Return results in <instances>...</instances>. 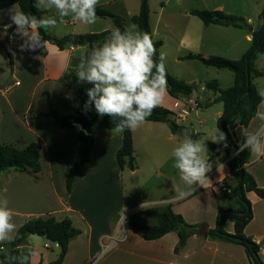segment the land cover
I'll list each match as a JSON object with an SVG mask.
<instances>
[{
  "label": "crops",
  "instance_id": "0c3cea01",
  "mask_svg": "<svg viewBox=\"0 0 264 264\" xmlns=\"http://www.w3.org/2000/svg\"><path fill=\"white\" fill-rule=\"evenodd\" d=\"M118 1L121 0H100L97 8L106 10L104 8H110ZM11 7L0 11V143L18 149H24L31 143L40 144L41 171L20 174L8 170L0 173V199L6 198L9 201L8 207L13 212L12 222L16 225V230L10 234V239L0 243V255L4 256L3 259L0 258V264H10L9 243L13 240L17 229L29 219L47 216L56 220L68 218L73 227L80 231V234L69 242L60 264H86L90 257L101 254L96 264H256L243 246L206 235L208 230L216 227L218 207L227 211L234 210L236 207L232 202H223V207L219 204L215 205L209 217L201 221L204 223L201 234L190 236L177 252H175L178 245L176 232L154 241H145L126 231L123 222L121 223V219L128 217L129 212L124 211L129 206L125 203L122 192L124 170H121L116 162V153L122 144V133L111 135V131L106 130H99L96 133L89 162L84 166L82 176L77 177L71 190L67 191V174L77 156V132L61 129L51 117L38 119L37 116L48 113L50 106L53 110H62L66 114H76L79 99L70 92L72 90L67 87V81L72 73H75L79 57L89 51V48L68 44L60 50L47 43L46 49H43L44 56L38 54L39 48L35 51H22L20 45L23 40L16 34V29H12L14 24L9 18ZM207 8H210L207 9L210 11L218 10L242 17L251 30L256 31L262 24L258 16L264 8V0H216ZM124 9L125 7H122L121 10ZM39 10L42 11L43 17L49 16L51 12ZM190 12L182 14L184 17L197 19L199 23L195 20L190 22L183 31L180 44L193 55L209 60L225 58L227 62L237 64L250 46L251 35L244 29L204 26ZM101 18L103 17L97 15L96 22ZM57 20L56 27L46 30V33L58 39L115 29L113 23L110 28V26L98 27L96 22L92 25H83L71 17H65L63 20L57 17ZM59 23L71 25L72 30H64L59 27ZM76 23L79 24V28ZM85 28L86 31H82ZM152 35L154 36L153 32ZM6 41L7 47L4 46ZM6 50L11 52L12 65L9 64ZM259 64L264 66V59L257 56L256 71L264 74V67H260ZM256 91L259 92L257 87ZM84 92L87 93V90ZM51 98L57 101L54 102ZM176 102L178 100L171 98L165 90L159 107L179 110L185 103ZM221 114L222 112L219 113V117ZM149 123H143L135 131H131L134 155L136 142L142 138L143 133L151 129H164L161 126L165 125L164 123ZM260 123L254 117L249 125L251 127L255 124L257 130ZM249 125L247 128H236V145L243 138V132H250ZM144 126L147 128L143 129ZM166 133L167 139L175 137L169 129ZM217 159H221V163L207 174L210 184L206 188L203 186L200 188L203 191H200L201 197L208 193L215 198L222 197L223 194L218 195L216 192V189H219L218 184L231 183L229 184L231 187L235 185L228 173L226 167L228 160L225 155L221 154L209 160L213 163ZM244 168H249V174L254 178L257 186L264 188V157L256 161L250 155L249 162ZM221 171L223 174L214 179V176ZM197 187L194 185L193 192L189 188L185 192L192 197L196 194ZM178 198L182 200L184 197L177 195L166 202H176ZM246 198L251 205L252 219L244 229V236L256 245L258 256L262 259L264 258V198H259L253 192L246 193ZM176 214L183 216L178 212ZM229 223L225 225L224 232L233 234V224L230 221ZM193 224L197 222L193 221ZM18 249L20 256L29 257L26 264H52L59 254V247L56 244L37 235H29Z\"/></svg>",
  "mask_w": 264,
  "mask_h": 264
},
{
  "label": "trees",
  "instance_id": "16d2710c",
  "mask_svg": "<svg viewBox=\"0 0 264 264\" xmlns=\"http://www.w3.org/2000/svg\"><path fill=\"white\" fill-rule=\"evenodd\" d=\"M35 0H0V11L7 9L13 5L18 6L25 13L43 17L42 11L34 6ZM97 15L112 20L115 28L121 31L125 29L126 19L121 16L112 14L106 10L96 9ZM190 14L198 18L204 26H221L245 29L251 35V46L249 50L240 58L237 64L205 59L199 55L189 54L182 60H197L204 66L214 67L217 69H227L233 73V83L227 89H220L214 81L205 84L206 88L213 91L215 98L213 103H222L223 112L217 121V127L226 134L227 147L222 142L219 145L209 143L208 148L213 157L221 154L225 155L228 160L226 167L231 177L235 178V188L232 193L237 208L232 210L231 214H226L227 210L218 207V214L215 229L208 230L206 235L210 238H218L224 241L241 245L245 248L248 255L256 264H262L261 258L258 256L256 245L244 236V229L252 219L251 205L246 198V193L253 192L259 198H264V188H259L254 178L245 170V165L249 162L250 153L248 150L239 151L236 145L237 127L247 128L251 120L255 117L257 107L260 105L261 97L258 95L256 88L251 83V78L262 77L264 74L258 72L254 68V61L257 54H264V8L258 18L261 20V27L252 31L248 23L239 16L225 14L222 11H191ZM150 10L148 0H140L139 12L132 16L128 23L135 24L139 31L147 32L156 47V55L154 59L159 62V48L162 42L153 39V35L149 23ZM12 29H16L14 25ZM44 40L49 44L63 49L65 45L87 46L90 48L96 44H102L110 35V30L100 33L86 34L74 38L64 37L61 39L52 37L46 33L44 29H40ZM9 58V64L12 65L11 52L6 50ZM38 54L44 56L43 48H39ZM166 69V67H165ZM155 71V70H154ZM247 71L248 80L247 82ZM73 80L76 77L72 73ZM167 94L175 100H186L192 94V87L188 86L176 79L172 78L166 70ZM77 97L79 99V107L76 114H66L57 112L51 107L46 114H40L38 119L43 117H51L61 129H71L77 132V156L73 166L69 169L66 178V189L70 191L77 177L82 176L84 166L89 162L90 152L95 142V135L99 130L110 131L118 122V118H112L108 115L103 117L95 111L94 105L87 111L84 109L87 101V93L80 87H77ZM209 105V104H207ZM145 122L164 123L173 135H177L180 128L174 120V114L163 107H156L152 115L146 118ZM243 138L240 142H242ZM239 142V143H240ZM40 144L31 143L24 149H18L13 146L0 143V173L13 170L17 173L41 171L39 163ZM116 162L121 170L135 171L136 164L134 160V149L131 130H125L122 133V144L116 153ZM144 214L154 219L155 223L147 225L135 219L134 216L125 218L123 228L131 232L145 241H154L161 237L176 232L178 236V245L175 252L181 248L187 239L195 234H201L200 228L196 225L190 226L185 224L181 215L173 213L170 207L158 211L156 209H147ZM228 220L233 224V234L223 231L224 222ZM217 224L220 226L217 227ZM80 231L73 227L72 222L68 218L56 220L54 217H39L27 220L21 225L13 240L9 243L10 251L8 257H19V245L29 236L37 235L45 240L56 244L59 247V254L56 261L52 264H60L66 254L69 242L77 237ZM3 259L4 256L0 255ZM10 264H19V261L10 259Z\"/></svg>",
  "mask_w": 264,
  "mask_h": 264
},
{
  "label": "clouds",
  "instance_id": "9594fccd",
  "mask_svg": "<svg viewBox=\"0 0 264 264\" xmlns=\"http://www.w3.org/2000/svg\"><path fill=\"white\" fill-rule=\"evenodd\" d=\"M100 0H35L34 6L45 11L55 10L56 16L37 17L25 13L18 6L9 9V18L16 26V34L23 40L20 49L35 51L46 49L47 41L43 39L40 29L48 30L57 25V17L78 21L83 25H92L97 20L96 9ZM156 47L147 32L139 31L135 24L128 25L123 31L115 28L102 44L94 45L79 57L75 75L79 82L92 85L87 89L85 111L94 105L99 116L108 115L118 118L111 135L123 133L126 129L135 131L152 115L153 110L162 101L167 87L165 57L163 54L157 62ZM155 70V71H154ZM260 105L255 119L261 123L255 132H243V140L238 145L239 151L245 149L259 161L264 157V90L258 92ZM213 143H226V134L218 127L210 138ZM205 141L193 140L188 133L176 144L171 156L173 168L179 179L193 192L194 185L207 187L210 184L208 173L212 170ZM180 192V196L188 195ZM9 201L0 199V243L10 239L16 230L12 222L13 212L8 207ZM11 260L26 264L29 257L12 256Z\"/></svg>",
  "mask_w": 264,
  "mask_h": 264
},
{
  "label": "rangeland",
  "instance_id": "374dc122",
  "mask_svg": "<svg viewBox=\"0 0 264 264\" xmlns=\"http://www.w3.org/2000/svg\"><path fill=\"white\" fill-rule=\"evenodd\" d=\"M214 1L216 0H148L150 10L149 23L151 31L154 34L153 39L162 42V46L159 48L158 53L159 55H164V63L169 75L177 81L192 87V94L189 98L196 103V106L191 110L187 107L186 110L189 114L185 119L178 121L179 127L192 128L194 130L193 140L205 141L207 152L203 154L206 157H209V159L213 157L208 148V144L219 145L208 139L217 128V121L220 118L219 113L223 112V106L222 103H213L215 94L213 91L207 89L205 84L214 81L218 84L220 89L224 90L232 85L234 76L233 73L227 69H217L204 66L197 60H182V57L192 54V52L180 43L184 34V29L192 20H197L189 16L184 17L182 13L195 10L210 11L207 10L210 9L207 7H209ZM139 4L140 0H121L110 8L104 9L117 13L118 16L126 19V28L130 25L128 20L132 16L138 14ZM122 7H125V9L121 10ZM49 16H56V13L51 11ZM196 22L199 23V21ZM58 25L64 30H72L71 25L60 23ZM96 25H98V27L110 26L111 28L112 22L110 19L103 17L99 22H96ZM76 26L78 27L79 24L76 23ZM82 31H86V28ZM257 56H259L260 59H264V54H257ZM224 57L227 58L228 56ZM214 59L215 61L227 62L225 58ZM261 65L262 64H259L260 67H264ZM254 68L256 70V60L254 61ZM73 75H75V73H73ZM67 82V87L72 90L70 92L75 96H77V87H80L82 90H87L92 87V85L90 86L87 82H79L77 77L76 80H73L72 76H70V79ZM251 83L255 88L257 87L258 91L264 90V77L256 78L252 76ZM61 85L63 86V83ZM51 99L54 102L57 101L54 98ZM185 100L186 98L182 100L180 99L176 103L182 104ZM55 111L63 112L62 110L56 109ZM169 111L172 114L179 112L178 109L174 108H171ZM144 124L150 123L145 122ZM161 126H163L164 131L160 129H151L148 130L147 133H143L142 138L137 140L134 155L137 169L133 173L128 170H124L123 172V198L125 203H128L129 205L126 207L127 209L125 208L126 210H124L129 211L127 216L129 217V215H132L137 221L152 225L155 223L154 219L145 215L144 211L151 208L161 211L166 207H170L173 213L178 212L183 215L182 218L185 224L190 226L196 225L198 229L200 228V230H202L204 223H201V221H204V219L209 217L215 205L219 204L223 207L224 203L232 202L234 207L237 208L234 198L232 197L235 185L231 187L229 185L231 183L218 184L219 189L226 187L227 189H230V196L222 195V197L216 196L215 198L211 193H208L207 195H204V197H201L200 193L203 191L197 187L195 190L196 194L192 197L187 195L183 196L184 198H182V200L178 198V201L176 202H166L177 195L180 196L179 193L182 191L185 192L188 186L179 179L177 170L172 166L174 158L171 156L173 147L181 142L184 139V136L175 135L172 139H167L166 131L168 129L165 125ZM146 128V126L143 127V129ZM249 128L250 132H255L256 130L255 124L251 125V127L249 125ZM220 163L221 159L215 160L212 163V170ZM245 170L249 173V168H245ZM222 174L223 171L219 172L214 176V179ZM233 181L235 183V178H233ZM221 193L222 192H219L218 195H221ZM122 217L123 216H121V218ZM124 220L125 219L122 218L121 223ZM193 221H196L197 224H193ZM227 223L230 224L229 221L226 220L222 227L223 231L226 229L225 225Z\"/></svg>",
  "mask_w": 264,
  "mask_h": 264
},
{
  "label": "built area",
  "instance_id": "2783aa9c",
  "mask_svg": "<svg viewBox=\"0 0 264 264\" xmlns=\"http://www.w3.org/2000/svg\"><path fill=\"white\" fill-rule=\"evenodd\" d=\"M195 106H196V103L192 99L185 100L183 107L180 108L179 112L174 115L175 122L178 123V121L183 120L187 117V115L189 114L188 111L186 110L187 107H189L191 110ZM198 187L201 188L202 186L198 185ZM216 192H217V194H219V192H222L221 194L226 195V196L231 195V190L225 189V188L216 189ZM101 256H102V254L98 255V256L90 257L87 260L86 264H96ZM261 262H262V264H264V258L261 259Z\"/></svg>",
  "mask_w": 264,
  "mask_h": 264
},
{
  "label": "water",
  "instance_id": "95a60500",
  "mask_svg": "<svg viewBox=\"0 0 264 264\" xmlns=\"http://www.w3.org/2000/svg\"><path fill=\"white\" fill-rule=\"evenodd\" d=\"M5 47H7L8 46V42L6 41L5 42V45H4ZM247 82H249V80H248V71H247ZM188 133V135H189V137L191 138V139H194V130L192 129V128H179L178 130H177V135H179V136H184V134L185 133ZM233 211L232 210H228V211H226L225 213L226 214H231ZM220 225L219 224H217V227H219Z\"/></svg>",
  "mask_w": 264,
  "mask_h": 264
}]
</instances>
